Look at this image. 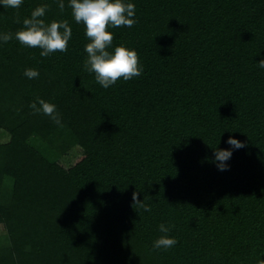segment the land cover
<instances>
[{"label": "trees", "instance_id": "trees-1", "mask_svg": "<svg viewBox=\"0 0 264 264\" xmlns=\"http://www.w3.org/2000/svg\"><path fill=\"white\" fill-rule=\"evenodd\" d=\"M132 2L136 23L110 31L143 72L109 88L84 69L69 0L0 7V264H264V0ZM44 4L72 29L48 57L15 38ZM229 136L245 146L221 171ZM162 222L168 249L153 247Z\"/></svg>", "mask_w": 264, "mask_h": 264}, {"label": "clouds", "instance_id": "clouds-1", "mask_svg": "<svg viewBox=\"0 0 264 264\" xmlns=\"http://www.w3.org/2000/svg\"><path fill=\"white\" fill-rule=\"evenodd\" d=\"M24 0H0V7L19 9ZM58 7L63 10L64 0H57ZM73 19L77 24L83 23L85 36L88 42L84 46L87 53L84 69L95 74L96 81L103 88H109L118 79L130 80L140 76L143 65L134 48L124 43L113 44V32L110 29L120 26L132 27L136 23V6L132 0H69ZM48 5H38L30 16L22 21L23 28L15 33V38L23 45L39 48L40 56L48 57L50 54L68 50V42L72 38V29L66 20H52L46 22ZM16 22L20 23L19 17ZM13 38L11 32L0 33V44ZM259 67L264 68V59L259 60ZM24 75L28 79L38 78L40 73L36 68H26ZM29 107L34 113H43L57 124L62 125L57 106L49 101L37 97ZM226 143L229 148H217L213 162L221 171L226 170L233 150L243 148L244 142L229 136ZM137 201H140L137 199ZM145 211L150 212L149 204L141 203ZM171 225L160 223L158 228L163 234L153 241L156 249H168L177 244L175 237L170 236Z\"/></svg>", "mask_w": 264, "mask_h": 264}, {"label": "rangeland", "instance_id": "rangeland-1", "mask_svg": "<svg viewBox=\"0 0 264 264\" xmlns=\"http://www.w3.org/2000/svg\"><path fill=\"white\" fill-rule=\"evenodd\" d=\"M3 136H4L3 132L0 131V141L1 140H5V137H3ZM78 154H79V149L77 147H74V148H72V150H70L67 153H65L61 157V160L64 163L69 164Z\"/></svg>", "mask_w": 264, "mask_h": 264}]
</instances>
